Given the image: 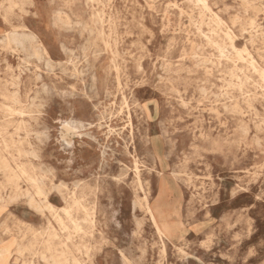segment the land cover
Listing matches in <instances>:
<instances>
[{
  "label": "rangeland",
  "instance_id": "obj_1",
  "mask_svg": "<svg viewBox=\"0 0 264 264\" xmlns=\"http://www.w3.org/2000/svg\"><path fill=\"white\" fill-rule=\"evenodd\" d=\"M0 244V264H264V0H0Z\"/></svg>",
  "mask_w": 264,
  "mask_h": 264
},
{
  "label": "bare ground",
  "instance_id": "obj_2",
  "mask_svg": "<svg viewBox=\"0 0 264 264\" xmlns=\"http://www.w3.org/2000/svg\"><path fill=\"white\" fill-rule=\"evenodd\" d=\"M69 25H71V24H69ZM3 42L8 47H13L15 49H19V50L21 49V50H24V51L32 50L36 55L37 54L38 55L45 54V50L42 47L43 45L38 41L37 37L33 33H31V32H26V31H22V32L13 31L11 33H8L4 37ZM13 100L15 102H17L16 97ZM157 152H158V150H157ZM137 185L140 187V189L143 190V182H142V179H141L139 173L137 175ZM167 189H168V187H167ZM36 193H37L38 196H40L42 194V189L39 186H37V192ZM9 195H10V193H9ZM39 201H41L42 203H45V202L48 203L46 198L43 199V200H39ZM30 203H31V205L35 206L36 208H40L39 204H37V201L34 198H32L30 200ZM142 205L144 206L145 212L150 216V219H151L152 223L154 224V226L156 227V230H157L158 234L159 235H162V236H169V235H171V233H172L171 232V228L166 224L167 218L165 216H163V214L161 213V210L160 209H158V208L152 209L151 208V205H150V202H149V198H148V194L147 193H145V197L143 198ZM48 208L53 210V207L51 205ZM65 212L68 214L69 213L68 209H66ZM1 249H2V247H1ZM8 250H9V248H8ZM2 258H3V256H2Z\"/></svg>",
  "mask_w": 264,
  "mask_h": 264
}]
</instances>
